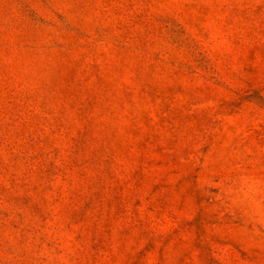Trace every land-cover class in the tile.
Segmentation results:
<instances>
[{
    "label": "rangeland",
    "instance_id": "1",
    "mask_svg": "<svg viewBox=\"0 0 264 264\" xmlns=\"http://www.w3.org/2000/svg\"><path fill=\"white\" fill-rule=\"evenodd\" d=\"M0 264H264V0H0Z\"/></svg>",
    "mask_w": 264,
    "mask_h": 264
}]
</instances>
